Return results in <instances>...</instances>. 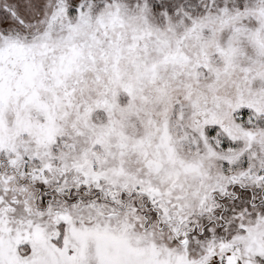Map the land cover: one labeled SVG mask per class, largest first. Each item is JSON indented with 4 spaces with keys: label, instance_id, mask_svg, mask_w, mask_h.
<instances>
[{
    "label": "snow or ice",
    "instance_id": "1",
    "mask_svg": "<svg viewBox=\"0 0 264 264\" xmlns=\"http://www.w3.org/2000/svg\"><path fill=\"white\" fill-rule=\"evenodd\" d=\"M0 264H264V0H0Z\"/></svg>",
    "mask_w": 264,
    "mask_h": 264
}]
</instances>
